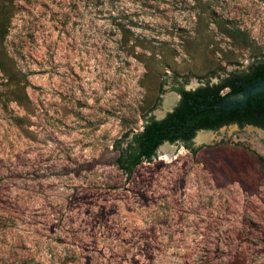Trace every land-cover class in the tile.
I'll list each match as a JSON object with an SVG mask.
<instances>
[{
    "label": "rangeland",
    "instance_id": "374dc122",
    "mask_svg": "<svg viewBox=\"0 0 264 264\" xmlns=\"http://www.w3.org/2000/svg\"><path fill=\"white\" fill-rule=\"evenodd\" d=\"M262 58L261 0H0V264H264V131L117 164L176 86Z\"/></svg>",
    "mask_w": 264,
    "mask_h": 264
},
{
    "label": "trees",
    "instance_id": "16d2710c",
    "mask_svg": "<svg viewBox=\"0 0 264 264\" xmlns=\"http://www.w3.org/2000/svg\"><path fill=\"white\" fill-rule=\"evenodd\" d=\"M262 77H264V58L252 62L249 72L236 76V79L242 83L236 87L232 81L230 83L232 88L228 94ZM224 86L226 85L221 80L215 85L207 83L194 90L178 87L177 91L181 94V98L177 105L160 119L154 116L145 118L143 128L133 132L126 146L119 148L118 166L126 173H131L142 161H150L157 148L164 142L181 141L184 146L191 148L190 140L198 129L218 128L242 114L264 116V96L255 98L246 112L213 106L225 96L221 93ZM258 159L264 164L262 158Z\"/></svg>",
    "mask_w": 264,
    "mask_h": 264
},
{
    "label": "water",
    "instance_id": "95a60500",
    "mask_svg": "<svg viewBox=\"0 0 264 264\" xmlns=\"http://www.w3.org/2000/svg\"><path fill=\"white\" fill-rule=\"evenodd\" d=\"M263 96H264V77L256 81H253L252 83L246 85L244 88L236 92L226 94L222 100L216 102L213 106H216L219 109H233V110L246 112L255 98H259ZM178 99L179 96L177 97L176 100L171 101L170 103L169 100L164 102L163 104L164 111L158 114L156 118L157 119L162 118L165 115L166 110L171 111V106H173ZM199 131L201 133H205L210 130L202 129Z\"/></svg>",
    "mask_w": 264,
    "mask_h": 264
},
{
    "label": "flooded vegetation",
    "instance_id": "af4514ba",
    "mask_svg": "<svg viewBox=\"0 0 264 264\" xmlns=\"http://www.w3.org/2000/svg\"><path fill=\"white\" fill-rule=\"evenodd\" d=\"M264 4V0H261ZM250 70V65H248L247 69L244 71V72H241V73H234L232 75H228L226 78L222 79L223 82L225 83L226 86H224V88L221 90V93L223 95H226L228 94V92L231 90L232 86L230 85V83H234V85L236 87H238L240 85V83H242L241 81H239L238 79H236V76H238L239 74H242V73H246V72H249ZM221 81V80H220ZM219 81V82H220ZM217 82V83H219ZM217 83H209L210 85H215ZM178 87H181L182 89L184 90H194V89H185L183 85H178L175 87V91L177 93V95L179 96V99L177 101V103L179 102L180 98H181V94L177 91V88ZM200 87V86H199ZM198 88V87H197ZM196 89V88H195ZM227 90L225 93L223 92L224 90ZM176 103V105H177ZM175 105V106H176ZM174 106V107H175ZM173 107V108H174ZM226 125H235L237 126L238 128L239 127H245V126H249V127H252L254 129H258L260 131H264V116H261L259 114H256L255 116H249V115H245V114H242V115H239L238 118H234V120H232L231 122L229 123H225V124H222L221 126H219L218 128L222 127V126H226ZM218 128H214V129H205V130H216ZM199 130H202V129H198L196 130L195 134L199 131ZM194 134V136H195ZM193 136V137H194ZM193 137L191 138L190 140V143L193 141ZM177 142H180L182 143L181 141H177ZM170 143V142H169ZM172 143H175V142H172ZM192 148V146H191ZM191 148H188V149H191ZM260 157V156H259ZM257 158H258V155H257ZM262 158V160H264L263 157H260Z\"/></svg>",
    "mask_w": 264,
    "mask_h": 264
},
{
    "label": "bare ground",
    "instance_id": "6f19581e",
    "mask_svg": "<svg viewBox=\"0 0 264 264\" xmlns=\"http://www.w3.org/2000/svg\"><path fill=\"white\" fill-rule=\"evenodd\" d=\"M168 100V99H167Z\"/></svg>",
    "mask_w": 264,
    "mask_h": 264
}]
</instances>
